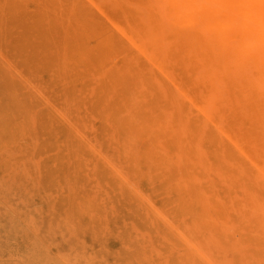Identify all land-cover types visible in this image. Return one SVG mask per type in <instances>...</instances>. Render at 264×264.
I'll return each mask as SVG.
<instances>
[{
	"label": "rangeland",
	"instance_id": "obj_1",
	"mask_svg": "<svg viewBox=\"0 0 264 264\" xmlns=\"http://www.w3.org/2000/svg\"><path fill=\"white\" fill-rule=\"evenodd\" d=\"M35 4L0 0V264H264V92L238 123L172 56L160 80L194 131L171 135L166 165L150 135H115L98 71L71 84L30 39ZM228 32L216 47L233 53L245 35Z\"/></svg>",
	"mask_w": 264,
	"mask_h": 264
},
{
	"label": "bare ground",
	"instance_id": "obj_2",
	"mask_svg": "<svg viewBox=\"0 0 264 264\" xmlns=\"http://www.w3.org/2000/svg\"><path fill=\"white\" fill-rule=\"evenodd\" d=\"M226 10L232 13L228 20L222 17ZM30 19V39L54 59L67 82L75 83L83 67L100 73L87 88L111 115L115 135H150L149 144L166 165L171 135L194 131L177 103L179 85L160 80L172 56L184 58L181 69L193 79L210 78L222 111L237 122L255 114L249 101L264 92V0H36ZM233 25L245 39L235 40L233 53H224L216 43L220 36L228 39ZM253 43L263 48L249 63L246 48ZM110 58L119 61L113 65ZM142 94L151 96L146 111L134 103ZM257 123L264 135V117Z\"/></svg>",
	"mask_w": 264,
	"mask_h": 264
}]
</instances>
